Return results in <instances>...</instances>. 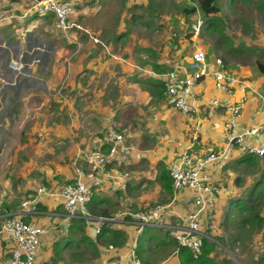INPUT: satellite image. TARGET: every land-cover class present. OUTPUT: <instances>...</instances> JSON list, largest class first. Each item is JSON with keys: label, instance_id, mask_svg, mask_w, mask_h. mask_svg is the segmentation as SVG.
Listing matches in <instances>:
<instances>
[{"label": "crops", "instance_id": "obj_1", "mask_svg": "<svg viewBox=\"0 0 264 264\" xmlns=\"http://www.w3.org/2000/svg\"><path fill=\"white\" fill-rule=\"evenodd\" d=\"M1 2L4 6L0 9V225L5 217L18 216L24 197L45 187L48 194L22 219L45 229L35 264H52L55 244L80 239L79 234L72 233L78 232L76 219L67 220L62 187L72 181L76 167L86 169V157L91 151L100 149L107 153L106 138L114 129L123 135V146L130 149L128 158L122 162L113 161L107 167L108 175H97L102 184L93 191L87 205L92 217L81 233L94 241L95 231L104 224L108 229L124 231L126 243L118 248L111 246L112 249L109 245H98L99 254L97 258L92 256L93 264H135L130 250L135 240L140 245L145 241L143 250L149 251L140 257L148 261L146 264H179L174 248H157L158 241L164 240L170 229H183L187 214L196 209L195 193L189 189H173L172 196L166 195L156 181L159 165L168 170L184 155L197 160L209 152L224 150L227 152L223 163L207 170L208 184L215 185L217 192L214 194L215 208L203 211L200 227L210 238L205 240L216 244L211 255L216 263L229 261V256L216 258L220 249L224 255H230L231 251L229 245L226 248L215 237L227 240L224 228L229 229L230 218L243 206L242 200L254 184L249 188L250 180L235 175L241 168L236 161L246 154L226 143L224 124L228 113L210 106V100L234 103L246 96L235 133L240 134L260 123L263 104L257 93L264 94V77L257 68L253 71L241 65H225L231 74L243 81L228 95L216 90L213 80L200 81L193 88L195 98L191 101L196 112L185 115L170 104L164 95V86L161 93L155 94L149 81H161L159 75L185 67L190 55L186 61L177 59V52L170 56L163 43L165 49L159 57L151 58L143 50L137 55L129 52L125 57L108 56L103 43L77 37L73 44L80 45V53H74V59L67 65L66 58L62 61L59 45L64 35L56 30L52 16L25 20L9 18L10 14L23 13L29 1H9L11 9L6 0ZM241 3L229 4L237 7ZM263 4L264 1L258 11L264 17ZM48 21L53 22L52 26ZM14 31L15 36L12 35ZM51 34L53 37L49 36ZM195 46L207 53V47ZM70 47L76 50L75 46ZM145 48L148 47L143 45L142 49ZM206 57L211 65L216 59L207 54ZM11 62L20 68L13 69L9 66ZM237 66L241 72H237ZM181 74L184 76L183 71ZM260 141H264V136ZM124 173L128 177L123 179ZM159 194L158 202L166 208L156 221L157 226H145L138 232L139 224L126 212L121 211L113 217L123 203L132 201L131 212H137L155 203V196ZM208 215L212 218L208 219ZM261 215L264 218V211ZM209 226L212 229H208ZM11 248V240L0 236V264H7ZM77 248L81 254L88 249L81 245L70 251L77 252ZM157 252L163 256L157 257Z\"/></svg>", "mask_w": 264, "mask_h": 264}, {"label": "built area", "instance_id": "obj_2", "mask_svg": "<svg viewBox=\"0 0 264 264\" xmlns=\"http://www.w3.org/2000/svg\"><path fill=\"white\" fill-rule=\"evenodd\" d=\"M72 14V7L65 0H31L29 7L20 15L10 14L9 18L25 20L36 17L42 19L52 16L55 20V28L63 35L68 34L74 25L69 22ZM14 19V20H15ZM67 37V36H65ZM10 67L20 68L14 62ZM183 71L184 76L181 74ZM164 86V95L170 104L179 112L185 115L196 112L192 99L195 98L193 88L204 79L213 80L215 89L221 92L232 94L236 86L241 82L237 77L229 72L224 62L220 58L214 59L212 65L208 61L206 54L196 46L190 54L185 67H178L159 75ZM244 91L245 88L241 87ZM257 98L263 104L262 121L244 132L238 134L234 132L236 121L241 116L242 107L246 103V96L234 103L227 100H210V106L223 109L228 113V120L224 124L226 143L231 147H237L241 153L254 154L258 157L264 155V141H260L264 136V94L257 93ZM105 140V139H103ZM108 145L107 153L100 149H94L87 157V167H76L72 181L62 187L61 196L67 220H84L90 223L91 217L87 208L91 200L94 189L102 184L101 177L97 175L107 174V167L113 161H125L127 151L123 146L124 137L116 130L111 129V135L106 138ZM226 152H209L206 156L194 160L188 155H184L177 162L169 167V174L172 180L174 191L189 189L195 193L194 204L196 209L187 214L185 225L182 230L168 231L169 236L180 246L188 248L194 257L201 255V247L205 239L210 240L200 227V217L204 210L215 208L214 194L217 192L215 185L208 184V167L223 163ZM127 178V173L122 176ZM48 194L45 187H40L34 194L24 197L20 203V210L17 217L7 216L0 225V236L11 240L12 248L6 260L7 264H35L39 250L41 236L45 229L33 222H25L22 218L36 209L39 200ZM165 206L157 205L152 209L131 212L128 216L139 224L138 232L145 226H157L156 221L165 210ZM24 213V214H22ZM212 217L208 215V219ZM208 229H212L211 226ZM100 228L95 233L98 234ZM137 241L131 245V256L135 264H141L135 256ZM112 249V247H110Z\"/></svg>", "mask_w": 264, "mask_h": 264}, {"label": "rangeland", "instance_id": "obj_3", "mask_svg": "<svg viewBox=\"0 0 264 264\" xmlns=\"http://www.w3.org/2000/svg\"><path fill=\"white\" fill-rule=\"evenodd\" d=\"M9 1L6 0V4L8 9H11ZM65 1L69 2L72 7L69 22L74 25V28L62 36L59 42L62 48V61L66 58L67 65L71 64L70 59L73 60L74 53L79 52L78 50L81 48L79 44H73L77 37L92 38L97 40L98 44L103 43L108 49L105 55L113 54L115 57H125L129 52L137 55L142 50L150 54L151 58L159 57L165 49L162 44L166 43V54L172 56L177 52L179 54L177 59L186 61L194 46L200 44L207 47L206 54L208 56L221 58L227 66L228 64L241 65L256 71L255 61L259 60L264 63V55H262L264 53V17L260 16V11H258V6L264 0L242 2L237 7L231 6L227 0H214L220 9L219 16L222 19V24L209 29H206L207 21L200 12L199 0ZM29 2L25 4V10L29 6ZM3 6L4 4L0 0V9ZM191 8L195 9L194 13L185 14L183 12L184 9ZM132 15H139L144 21H151V26L144 27L138 21H133ZM47 23L52 26L53 22L48 21ZM48 32H50L49 29ZM16 34V31L12 32L13 36ZM49 36L53 37L52 34ZM143 45L148 48L142 49ZM70 46H75L76 50H71ZM241 70L240 66H237V72H241ZM260 169L264 171L262 162H259V168L252 169L241 166L235 175L250 180V188L258 180ZM155 198L157 200L155 203L141 207L140 211L161 205L159 203L160 194ZM131 205L132 201L127 204L123 203L113 217H117L121 211L126 214L131 213L133 211ZM242 216L241 212L236 211L230 218L229 229L224 228L227 240L215 237V240L221 245L225 247L229 245L231 251L230 255H224L220 249L216 252V258L229 256L230 260H223V264H264V230L256 227L253 229L251 225L237 228L236 223ZM123 220L127 221L125 217ZM225 241L226 243H224ZM77 250V252H73L74 250L67 249L60 254L58 259L53 256L55 259L52 264L94 263L95 259L92 257L91 249H87L85 254H81L80 248ZM158 256L163 255L157 252Z\"/></svg>", "mask_w": 264, "mask_h": 264}, {"label": "trees", "instance_id": "obj_4", "mask_svg": "<svg viewBox=\"0 0 264 264\" xmlns=\"http://www.w3.org/2000/svg\"><path fill=\"white\" fill-rule=\"evenodd\" d=\"M31 1V0H27ZM149 2H153V0H148ZM229 3L242 1L245 0H227ZM200 12L202 16L204 17L206 23V29L212 28V27H219L222 22L221 18L218 16L220 9L215 3L214 0H199L198 2ZM264 9V4L262 6ZM183 12L185 14L194 13L195 9H184ZM131 19L133 21H138L140 24H142L144 27H150L152 22L151 21H144L143 18L139 15H132ZM209 26V27H208ZM222 33V31H220ZM223 37V36H222ZM264 55V53L262 54ZM255 66L261 76L264 77V63L260 62L259 60L255 61ZM153 70H157V68H153ZM148 85V83H145ZM149 84H152L156 90L155 94L161 93V89L163 88V83L156 79V81H149ZM259 162H262L264 164V155L259 158L254 154H246L245 156L241 157L236 161V164L239 166H245L247 168H257L259 167ZM259 178L254 183V185L247 191L244 200L243 206L239 207V211L243 214V216L240 218V221L236 223L237 228H242L246 225H251V227L254 229L255 227L258 229L264 228V218L260 215L263 208H264V171L263 169L259 171ZM156 181L161 186V189L163 192L168 195H173V186H172V180L170 178L169 170H167L163 165H159V172L158 176L156 178ZM89 214L92 215L91 209L89 206ZM78 223V226L76 224L78 232H72L73 234H79L80 239L76 242L70 239H67L63 242L61 245H54L53 253L55 258H60V254L63 253L65 250L75 249V247L84 245V247L91 249L93 251V257L97 258L98 256V245H109L110 247L113 246L115 248L124 246L126 243V234L124 231L121 230H114V229H108L106 228V225H102L100 228V232L96 235L95 240H91L86 235H83V227L86 226V223L84 220H75V223ZM165 237L162 239H159L158 241V247L163 246L164 247H171L174 248L175 253L178 257L179 264H217L216 261L211 257V255L216 250V244L212 242H208L207 240L203 241V245L201 247V255L199 257H194L192 252L183 246H180L174 239H172L169 236V233H165ZM167 238V239H165ZM145 241L137 243L136 249H135V255L137 259L140 261L141 264L148 263L147 260H142L140 255L142 253H145L149 251L148 249L143 250V245ZM54 258V259H55ZM143 263H142V262Z\"/></svg>", "mask_w": 264, "mask_h": 264}]
</instances>
